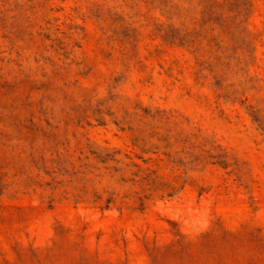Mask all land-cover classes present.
Returning a JSON list of instances; mask_svg holds the SVG:
<instances>
[{
	"label": "rangeland",
	"instance_id": "374dc122",
	"mask_svg": "<svg viewBox=\"0 0 264 264\" xmlns=\"http://www.w3.org/2000/svg\"><path fill=\"white\" fill-rule=\"evenodd\" d=\"M0 264H264V0H0Z\"/></svg>",
	"mask_w": 264,
	"mask_h": 264
}]
</instances>
